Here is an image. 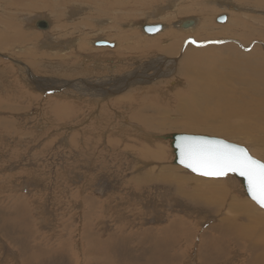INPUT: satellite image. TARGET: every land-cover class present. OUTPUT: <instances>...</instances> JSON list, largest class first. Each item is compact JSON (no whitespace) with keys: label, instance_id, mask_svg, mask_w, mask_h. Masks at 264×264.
<instances>
[{"label":"rangeland","instance_id":"374dc122","mask_svg":"<svg viewBox=\"0 0 264 264\" xmlns=\"http://www.w3.org/2000/svg\"><path fill=\"white\" fill-rule=\"evenodd\" d=\"M5 1H8V0H5ZM81 1L82 0L80 1L77 0L78 7H76L77 5H74V4L72 5V3L67 6L65 5L64 2L62 3L59 1L56 4V6L51 7V9L46 8L47 10H44V11H47V12H44L43 10H40V11L34 10L30 12V14L27 15V13H23L20 8L18 9H20L21 11L16 8V9H12L10 12L5 14L6 18H10L11 21L14 20L15 23L17 24V27H19V29L21 28L20 31H22V33L27 37V40H26L27 43L26 45L23 44L24 47L14 46L13 48L10 46V49L7 48V50L5 51L4 49L0 48V77H1L0 81L3 80V83L0 82L1 84L0 98L1 100L9 98L8 102L3 104L4 107L3 106L0 107V264H103L102 261L105 264H111V262H113L114 264L116 263L131 264V262L134 261L136 257H134L130 253V251H127L124 249L126 240L129 241L128 244H131L134 242L131 239L135 236L136 233L145 231L146 228L148 227H157V228L166 227L168 226V224L171 225V222L173 221L174 218H179V219L183 218L182 220L186 218L185 221L188 220L189 223H193L195 225L194 230L196 229L200 233V234L198 233V235L196 236L197 239H199L201 236H204V235L207 236V232L203 230H205V227L208 225V223H205L202 225L201 227L202 230L197 229V227L200 224L197 222H200L199 219H201L199 217L205 216L206 214L200 213L199 210H196L197 208L196 206L194 207L195 208L194 209L193 207L188 206V204L186 203H185L186 206L182 204H178L176 201L178 200V198L173 193H171V195L169 194L162 195L161 193L157 192L159 190L154 189L155 187L157 188L155 184H151L153 186H151L150 184L149 185L148 184L146 185L137 184L139 180H141L142 178L143 179L146 178V177H142V175L146 174L145 172H147L148 167L138 166L141 164V163L138 164L137 159L139 158L135 159L132 155L126 154L128 152L124 150V145L125 147L126 146L128 147L129 145V141L126 140L125 137L130 132V130L128 132L126 131L130 129L132 125H134L132 126L133 128H131V132H130L132 133L131 136L133 135L132 137H136V135L137 137H139L140 132H145L146 135L148 134L147 136H149L150 134L151 135L153 134L155 137L177 134V133L216 137V138L226 140L227 142L247 148L248 152L255 159H258L264 162V158H260L258 154H255V153L253 154L252 152V150L255 151L254 150L255 148H258V147L263 148L261 147L262 145H253L248 140H245L244 138L241 139L240 138L241 136H236L235 134H231V136L222 135L218 132L207 133V132H202V131H196L190 128L188 129V127L186 126L184 128L182 126H175L176 121L183 120V116H181L180 114L176 112L177 111L176 109L177 101H175L172 98L173 95H170L173 93L168 91L165 85L160 84V82H156L157 79L158 80L161 79L157 77V75L148 76L146 73L144 74L145 76L138 78L139 80L142 79L143 83L144 82L145 83L138 85L135 88H130L129 89L130 94H126V92L125 93L121 92V94L114 95V98L112 94L109 96L110 98L103 99V100L97 97L89 96L86 99H90V100H87V101L86 99L82 100L85 102L81 106L82 110L77 109V110H80L79 113L76 109L74 110V111H77L76 113L74 112L70 113L71 107H76L77 104H79V97L77 98L76 96L75 98V96H71V98H69V96L55 94L54 92H52L50 86L48 87L46 86L47 88L46 87L44 88L43 86L42 87L43 91H42V88H40L41 86L39 87L33 86V88L35 87V89L36 88L37 89L36 90L32 89V86L28 82L31 81L30 79L36 73L34 72V70L30 68L29 64L25 62L26 60H28V58H26L25 61H23L24 59L23 60L20 59V56H19V55H22V56L25 55V52L31 53L29 57H32L34 60H31L30 64L32 63L34 64V66H37L35 68H37V71H40V75H44L40 77L39 75L36 74V76H38L39 79L43 78L47 80L48 77H50L53 79L55 78L64 79L65 78V80H67L68 78V80H71L72 78H76V80L69 82L67 85H65L64 89H68L74 83H78L79 80H82L81 78L89 77L88 74L86 75L88 77H86L85 75L84 77L83 76L81 77V75L83 74H81L79 69H76L78 68L76 67L77 65L79 66L80 64L81 65L80 67L84 69L83 67H85V65L87 66V63L93 64L94 61L98 59H101L102 61L104 60L105 61L104 65L106 67V70H104L105 73L101 74L100 76L102 77L103 75V77L104 76L107 77L108 75H112L114 71L118 69V67L120 66L119 62L123 60V59L116 58V56L113 55L114 51L119 52L118 49L120 48V51H121L120 53L123 52L124 54V52L126 53L125 49H127L126 47L127 44L129 45V47H133L134 44H131V43H136L135 44L136 47H140L138 43H140L143 46L145 45V42L151 41V39H152V42H155L158 40L156 36L157 37L160 36L158 34H164L166 32H173L174 30H177V28L181 29L180 26H177V25L175 26V24L178 21H181V20L187 21L186 19L190 20V18L197 17L198 19L195 18L197 19V21H199L197 26L201 25V27L196 26V28L199 32L201 31L205 32L206 37L200 38L205 35L203 33L202 35L198 36L197 35L198 31L196 30V28L194 29L193 33L191 32V34H188L189 36L186 35V33H183L180 30H177L181 33L180 35H182L181 37L183 39V42L181 44L179 53L176 54L175 58H172V59H176L175 60L176 62L166 64L164 63L166 62L165 59L161 60L162 63L164 64V68L170 74L168 78H162L161 80L168 79V81H171L173 80V78H175L173 76L177 72V63L181 57V54L183 55L184 52H186L189 47L193 50L204 49L205 47H208L204 50V51H208L210 48L212 49V47L217 46L216 48L215 47L213 48V49H216L215 52H218V53H215V55L217 56L219 54H224L229 59L228 61H231V62L236 60L237 55L241 56L242 58L247 57L249 55L248 54L249 51H250L249 57H252V59L253 57H256V58L260 57L259 59L264 60L263 58L264 57V44H263L264 43V13H261V12H264V4L261 7H257L253 2L248 4V3H241L236 0H221V1L220 0H137V1L136 0L135 1L125 0L127 10L123 9L122 12L130 11L129 14L131 16H129L127 19L121 20V19L116 18V15L124 14V13L122 12L117 13V9H114L112 7L109 9H106L108 7L106 5L104 9H106L108 12L110 10L111 11L109 13L107 12L99 13V11H95V8L102 6L100 2L98 4L96 3V5L93 6V4L86 3V2L81 5L79 3ZM217 1L218 3L219 2L220 3L218 4ZM20 2H21L20 7L22 5H27L29 3V2H26L25 0H21ZM116 2H121V1L118 0ZM221 4L224 6H222ZM80 6L83 9L82 8L79 9ZM232 6L237 7L240 10L238 11L234 10ZM179 7H181L182 9ZM73 9L76 11V13ZM178 9H179V12H178ZM190 9H191V12L192 11H194V13L197 12L196 15L194 13L190 14L189 12ZM52 10L54 11L52 12ZM230 10L233 12H231ZM77 11L78 12L80 11L79 14ZM54 12H55V15H54ZM225 13L227 14L226 15L227 20L222 23L217 22V18L219 16H225ZM22 15L23 16L25 15L24 17L26 19ZM88 17L90 20L88 19ZM168 17H170V19L172 20L170 21L161 20L162 18H168ZM42 18L45 19V22L48 20L53 22L52 24L53 28L49 29L48 30L49 32H47L46 29L40 30L35 25H27V22L32 21V20L37 21V22L38 20L44 21ZM200 18L202 21H200ZM35 19H38V20H35ZM207 19L208 21H206ZM61 20L62 21L65 20V21L62 22ZM206 22L210 23V25L205 24ZM242 22L244 23L246 22L245 26ZM217 23H219V26L224 27L225 29H223L222 31V28L217 26L218 25ZM143 24H151V25L152 24L153 25L164 24L167 27H166V30L162 31L164 29L163 28L161 31L156 33V36H155V35L144 34V32H142L141 27H140ZM235 24L237 27L241 26L238 28L244 34L247 32V30L249 31L246 37L248 40L246 39L247 41L245 40V43H243L240 39L234 37L235 35L234 36L229 35L228 32L231 29L230 26L233 27L232 25H234L235 27ZM227 25H230V26H227ZM115 26L117 28H115ZM193 27H189L186 29L183 28V29L187 30ZM226 27L228 28L226 29ZM13 28H15V24L13 25ZM126 28H127V31L129 32L125 31ZM217 29L222 31L220 32V34L224 33L223 37L219 35V32H218L219 30ZM118 30L120 33L117 32ZM121 30L125 32L122 33ZM257 30H260L261 32H258ZM7 31H9L7 35L11 37L15 34L14 31H11V30H7ZM110 33L112 34L113 37L110 35ZM125 33L126 35L127 34L133 35L135 39H133L132 38L133 36H131L130 41L128 40L123 43V41L120 40L119 38L123 39V37L125 36L123 34ZM208 33L210 36L207 35ZM47 34L49 35V37ZM76 38L78 39L77 41L75 40ZM199 38L203 39L204 42H202V40L201 42L198 41L200 40ZM79 39L80 40L82 39V40L80 41ZM164 39L165 40L163 39L159 40L160 43L161 44L166 43V45H169L168 43L170 42V38L165 36ZM205 39L206 40L212 39V40L206 41ZM47 40H49V42H47ZM97 40L105 41L113 45L106 46L104 48L97 47L94 45V42ZM133 40L135 41L133 42ZM69 41H72V46H71V42ZM88 41L90 42V44ZM192 41H195L196 43H192ZM222 41H226V42H222ZM56 42L59 43V45ZM78 42H80L79 45H78ZM122 43L124 44L123 45L124 47L122 46ZM227 43L231 46L230 47L231 53L229 51L220 52L219 49H222L223 47H225ZM255 43H257L258 45ZM254 45H255V48H254ZM85 46H88L89 48L88 47L85 48ZM220 46L221 47L223 46V47L221 48ZM57 48L58 50H55ZM113 48H116V49L114 50ZM240 48L242 51L240 50ZM252 48L256 50L254 51ZM18 49H23V51L18 50ZM169 50L172 51L173 47H171ZM100 51H102L103 53ZM153 51L147 52L145 54L136 53V55L137 54L138 56H141V55L144 56L146 54L151 55L152 52L155 55L164 54L160 51H157V52L156 50H153ZM243 51H245V53ZM57 52L59 54H57ZM233 52L237 55L234 54L233 56ZM42 53H44V55L41 56ZM260 53L263 55H261ZM45 54L48 56L52 55V57L44 58ZM55 54L56 56H54ZM215 55L213 54L212 56H209V55L208 56L209 58L210 57L214 58ZM242 55H244V57ZM35 56L36 58H34ZM110 59L112 60L109 61ZM217 59H220V58H217ZM81 60L82 62H80ZM113 60L114 62L115 61L116 62L114 63ZM150 61L154 62L156 60L150 59ZM72 62H74L73 67L71 66ZM67 63L72 68H70ZM123 63H124V60H123ZM43 64L52 65V67L54 65L58 68H61L60 69L61 71L58 70L59 71L58 72L57 70H54V69H57L54 67L53 69L48 67L47 70H43L44 68ZM59 64H60V67H59ZM62 64L63 65L65 64L67 66H63ZM91 64L89 66H91ZM112 64L115 66H113ZM40 65L42 66V68H39ZM100 67H102V65ZM18 68L20 70H18ZM149 68L151 69L150 66ZM21 69L24 71L27 70V75H24ZM40 69H42V71ZM73 69L75 71L78 70V72L76 73L74 71V74L70 75L69 72L72 71ZM107 69L109 71H107ZM165 69H163L164 72H166ZM98 70L101 71L100 68L96 69V71ZM43 71H45V74L42 73ZM96 71H95L96 73L95 76H99ZM60 73L62 75H60ZM54 75L55 76L57 75V76L54 77ZM73 76H76V77H73ZM115 76L116 74L112 75L111 77H115ZM180 76H182V69H181V73L179 74V77ZM77 77H79V79ZM7 79H10V80H7ZM198 79L201 80V82H204V77L203 78L198 77ZM180 80L181 81L180 83L178 82L177 86L174 87L173 85V86H168V87H172L170 89H173L174 91L175 89L176 91L187 90L188 86H185L186 84H185L184 79L183 80L180 79ZM128 81H133V80L129 79ZM40 82L42 81L40 80ZM4 83L7 84L8 86L7 85L5 86ZM42 83L49 84L48 82L47 83L42 82ZM101 83L102 82H100L99 84L97 83H94V84L101 85ZM105 83L104 84L102 83V85H105ZM27 84L29 85L30 88L26 86ZM172 84H173V81L171 85ZM6 88L7 89L9 88V89L6 90ZM17 88L18 90H16ZM26 89H28V92L29 93L31 92L30 94L32 95L37 96V97L40 95L42 97H40V99L37 101L31 96H27L28 98L25 95L22 96V94L24 93V91H26ZM5 90L7 92H5ZM44 90L48 92H44ZM39 91L40 93H38ZM123 94L125 96H123ZM18 95L19 96L21 95V96L19 97ZM49 95H55L54 97L56 98L45 102V99L49 98ZM18 97L20 101L17 100ZM21 97H26L28 100L27 99L23 100L21 99ZM122 97L123 98L125 97V99H123ZM17 102L20 103V104L18 103V105L20 106L16 104ZM28 102H30V104ZM144 102L146 104H143ZM173 103L175 106L173 105ZM114 104H116V107H118L119 105V107L116 108L115 106H113ZM50 106L55 108L56 110L58 109V111H56L55 113L53 112L55 115L53 113H50L51 112L49 109ZM101 107H106V108L102 110ZM142 108H143V111H142ZM40 110H41L42 115H39ZM132 110L134 111V113L139 112V114L143 116L147 115L146 117L149 116L150 120L152 119L154 121H158L160 124H163V126L165 125L164 129L163 130L162 129H152L151 127L142 128L141 126H139L137 121L130 119V116L135 115L131 112ZM122 111H124L125 114ZM37 113L39 114L37 115ZM100 114L102 115L104 114V115L102 116ZM120 115L123 116L124 120L122 116ZM124 115L127 116V119ZM64 117H67V118L64 119ZM112 121H115V122H112ZM126 121L129 122V124ZM118 122L120 124H118ZM252 125L254 124L252 123ZM138 126L139 128H137ZM114 127L117 128V130ZM136 132L138 133L135 134ZM255 133L257 134V136ZM260 136L261 134L254 128L253 137L255 139L260 140L259 138ZM52 139L54 141H52ZM110 140L111 142H109ZM162 140H160V142H162L161 144L164 145L163 147L166 149V150L165 149L163 150V153L166 157L165 159H163L165 161V165L169 167L171 166L177 167V165L174 166L172 162L173 161L172 152L169 146V142H168L169 140L168 141L167 140L162 141ZM261 142H263V140H261ZM134 143L135 141L132 140L130 144H134ZM147 144L148 143L146 141L143 142V140H140L139 145L137 147H140V146L144 147V145H147ZM150 144H148L147 146L152 147V145ZM130 156H132L134 159ZM173 159H174V154H173ZM149 165H151L150 166L151 168L158 166V165L152 164V162H150ZM177 168L181 170V171H178L181 176L194 177L195 175V177H197L196 174L189 172V170L187 169L185 170V168L183 167L178 166ZM158 169L153 174H158L157 172ZM13 175L15 176L13 177ZM227 177H230V178H227ZM232 178H234V176L231 174H228L225 177L219 178V180H223V179L228 180ZM29 179L31 180V182ZM234 180L237 181L235 184L238 189L236 193L234 192V195L237 197L239 196L238 198H240L241 200H244L245 198L249 200L248 197H246V194H244L245 192H244V188H242L243 186L241 185V182L240 181L238 182L237 178H234ZM166 182H162L161 185L162 186L165 185L171 188L170 183L168 181ZM137 187H142V188H137ZM226 187H229V185ZM233 188L234 186L231 187L230 189L232 190ZM115 206L118 208H116ZM259 209L261 210V208ZM194 210H196V212H193ZM167 213L169 214V217ZM98 214H100V216ZM210 223L215 224V222H212V221L209 222V224ZM178 225L179 224H177V226ZM183 226L184 224H181L178 228L183 227ZM122 227H124V230H120L121 233L125 232V235H128V236L129 234H134L131 237V239H129V237L128 238L126 237L125 239L120 234L119 230H116L117 228L120 229ZM82 235L84 236L82 237ZM140 235H138L136 239H138ZM168 236H169V231H165L161 236V240L168 239ZM219 237L220 236L216 237L214 240H217ZM197 239L195 240L193 248H191L193 244V240H192L191 245H188V241H186L185 244H182V243L179 244L178 247L172 250V251H177V252L172 254L171 260L165 261V260L155 258V256L154 258H151L150 256L152 255L150 253H147L145 256L147 257L149 256V257L144 259V263H157V264H192V263L199 264L200 263L201 264V262H199L198 260L199 257L197 253V247L200 241H198ZM135 244L136 242L133 245V249L135 247ZM65 249H68V250H65ZM116 250L120 254L117 253ZM150 250L151 249H148V252ZM66 251H69V252H66ZM203 254L204 253L202 252V250H200V255L203 256ZM227 254H228L227 255L228 261L227 263H223V264H232V263L240 264L238 262L239 260L238 252L234 250H230V254L228 251H227ZM113 257H115V259ZM134 262L140 263L141 261L140 259H136ZM144 263L142 262L140 264H144Z\"/></svg>","mask_w":264,"mask_h":264},{"label":"bare ground","instance_id":"6f19581e","mask_svg":"<svg viewBox=\"0 0 264 264\" xmlns=\"http://www.w3.org/2000/svg\"><path fill=\"white\" fill-rule=\"evenodd\" d=\"M21 0H0V27H1V32H0V48L7 50L10 49V46L14 48V46H20V47H24L23 44L26 45L27 43V37L22 33V31H20L19 27H17V24L15 23V21H11L10 18H6L5 14L10 12L12 9H18L20 8L22 10L23 13H27L30 14V12L34 11V10H47L48 8L51 9V7L56 6V4L60 1V2H64L65 5H70L72 3V5H77L78 2L77 0H25L26 2H29L27 5H22L20 7V2ZM80 1V0H79ZM118 0H82L81 2H79L81 5L83 3H90L93 4V6L96 5V3L98 4L99 2L102 4L101 7H96L95 11H99V13H104L107 12L109 13L106 9L109 8H114L117 9V13L118 12H122L123 9H126V1L125 0H120L121 2H116ZM135 1V0H134ZM137 1V0H136ZM221 1V0H220ZM238 2L241 3H254L257 7H261L264 4V0H236ZM124 2V3H122ZM132 2V1H131ZM139 2V1H138ZM140 3V2H139ZM218 3V1H217ZM220 3V2H219ZM218 3V4H219ZM25 4V3H24ZM143 4V3H142ZM217 4V5H218ZM225 4V3H224ZM228 4V3H227ZM226 4V5H227ZM61 5V4H60ZM108 6L106 9L105 6ZM175 5V4H174ZM193 5V4H192ZM191 5V6H192ZM199 5V4H198ZM197 5V6H198ZM222 5V4H221ZM225 5V7H226ZM230 5V4H229ZM59 6V5H57ZM65 6V7H67ZM85 6V5H84ZM188 6V5H187ZM190 6V5H189ZM202 6V5H201ZM224 6V5H222ZM242 6V5H241ZM244 6V5H243ZM64 7V6H63ZM71 7V6H70ZM75 7V6H74ZM78 7V5L76 6ZM185 7V6H184ZM229 7V6H228ZM246 7V6H245ZM47 8V9H46ZM82 7L80 6L79 9H81ZM169 8V7H168ZM181 8V7H179ZM190 8V7H189ZM216 8V7H215ZM224 8V7H223ZM232 8L234 10H240L237 7L232 6ZM18 9V10H20ZM61 9V8H60ZM78 9V8H76ZM83 9V8H82ZM134 9V8H133ZM182 9V8H181ZM192 9V8H191ZM191 9L189 10L190 14L194 13V11L191 12ZM227 9V8H226ZM20 10V11H21ZM74 10V9H73ZM72 10V11H73ZM127 10V9H126ZM214 10V9H213ZM229 10V9H228ZM232 10V9H231ZM230 10V11H231ZM54 10H52L53 12ZM57 11V9H56ZM63 11V10H62ZM69 11V10H68ZM71 11V12H72ZM75 11V10H74ZM81 11V10H80ZM79 11V12H80ZM115 11V10H114ZM177 11V10H176ZM184 11V10H183ZM223 11V10H222ZM244 11V10H243ZM47 12V11H44ZM61 12V11H60ZM70 12V13H71ZM78 12V11H77ZM78 12V14H79ZM91 12V11H90ZM94 12V10H93ZM130 12V11H129ZM129 12H122L124 14H117L116 18L118 19H127L129 16H131L129 14ZM179 12V9H178ZM228 12V11H227ZM233 12V11H231ZM13 13V12H12ZM11 13V14H12ZM35 13V12H34ZM39 13V12H38ZM63 13V12H62ZM76 13V11H75ZM83 13V12H82ZM158 13V12H157ZM197 13V12H196ZM196 13H194L196 15ZM235 13V12H234ZM241 13V12H240ZM243 13V12H242ZM264 13V12H261ZM43 14V13H42ZM67 14V13H66ZM72 14V13H71ZM74 14V12H73ZM84 14V13H83ZM88 14V13H87ZM97 14V12H96ZM111 14V13H110ZM109 14V15H110ZM116 14V13H115ZM165 14V13H164ZM55 15V12H54ZM53 15V16H54ZM91 15V13H90ZM106 15V14H104ZM157 15V14H156ZM154 15V16H156ZM161 15V14H160ZM200 15V14H199ZM198 15V16H199ZM202 15V14H201ZM204 15V14H203ZM211 15V14H209ZM213 15V14H212ZM221 15V14H220ZM223 15V14H222ZM226 13L225 16H217V22L218 20H220L219 22H225L226 19ZM237 15V14H236ZM240 15V14H238ZM23 16V15H22ZM25 16V15H24ZM23 16V17H24ZM60 16V15H58ZM62 16V15H61ZM103 16V15H102ZM111 16V15H110ZM109 16V17H110ZM114 16V15H113ZM159 16V15H158ZM169 16V15H168ZM171 16V15H170ZM173 16V15H172ZM192 16V15H191ZM229 16V15H228ZM38 17V16H37ZM72 17V16H71ZM194 17V16H193ZM200 17V16H199ZM207 17V16H206ZM242 17V16H241ZM263 17V16H262ZM25 18V17H24ZM30 18V17H29ZM53 18V17H52ZM57 18V17H56ZM63 18V17H62ZM61 18V19H62ZM70 18V16H69ZM84 18V17H82ZM86 18V17H85ZM91 18V17H90ZM97 18V17H96ZM113 18V17H112ZM172 18V17H171ZM190 18V17H188ZM197 18V17H195ZM195 18H190L186 19L187 21L181 20L178 21L175 26H180L181 29L177 28V30H180L183 33H186V35L191 34V32L193 33L194 29L196 28L197 24L199 21H197V19ZM214 18V17H213ZM244 18V17H243ZM26 19V18H25ZM43 19V18H42ZM41 19V20H42ZM47 19V18H46ZM77 19V18H76ZM75 19V20H76ZM89 19V17H88ZM105 19V18H104ZM111 19V18H110ZM115 19V18H114ZM132 19V18H131ZM130 19V20H131ZM193 19V20H192ZM233 19V18H232ZM24 20V19H23ZM38 20V19H35ZM44 21H28L27 25H35L36 23H42L44 22L46 25V30L47 32H49V29L53 28V22L52 21H46L45 19H43ZM52 20V19H51ZM55 20V19H53ZM90 20V19H89ZM102 20V19H101ZM120 20V21H121ZM161 20H172L170 19V17L168 18H162ZM235 20V19H234ZM255 20V19H254ZM259 20V19H258ZM20 21V20H19ZM26 21V20H25ZM58 21V20H57ZM62 21V20H61ZM65 21V20H63ZM62 21V22H63ZM119 21V22H120ZM159 21V20H158ZM165 21V22H166ZM184 21V22H183ZM200 21L201 18H200ZM208 21V19L206 20ZM213 21V20H212ZM216 21V20H215ZM242 21V20H241ZM260 21V20H259ZM70 22V21H68ZM98 22V21H97ZM109 22V21H107ZM123 22V21H122ZM237 22V21H236ZM255 22V21H254ZM103 23V22H102ZM106 23V22H105ZM118 23V22H117ZM121 23V22H120ZM125 23V21H124ZM183 23H185V27H183ZM228 23V21H227ZM233 23V22H232ZM240 23V22H239ZM245 26V23L242 22ZM15 24V28H13V25ZM78 24V23H77ZM110 24V23H109ZM195 24V25H194ZM205 24H209L208 22H206ZM204 24V25H205ZM219 26V23H217ZM225 24V23H224ZM249 24V23H248ZM64 25V24H63ZM70 25V24H69ZM83 25V24H82ZM102 25V24H101ZM113 25V24H112ZM125 25V24H124ZM143 25H151V24H143ZM153 25V24H152ZM155 25H162L161 29L159 31L166 30V25L164 24H155ZM202 25V26H204ZM213 25V24H212ZM231 25V24H230ZM227 25V26H230ZM78 26V25H77ZM194 26V27H193ZM224 26V25H223ZM233 27L230 26V30H229V35H235L234 37L240 39L243 43H245V40L247 39V34L249 33V31L247 30V32L244 34L243 32H241V30L238 27L241 26H236L232 25ZM248 26V25H247ZM262 26V25H261ZM3 27V28H2ZM130 27V26H129ZM142 27V25L140 26ZM139 27V29H140ZM169 27V26H168ZM189 27H193L191 29H187ZM197 27H201V25L197 26ZM221 27V26H219ZM84 28V27H83ZM104 28V27H103ZM112 28V27H111ZM115 28H117L115 26ZM123 28V26H122ZM185 28V29H183ZM222 31L223 29H225L224 27H221ZM228 27H226L227 29ZM44 29V30H45ZM63 29V28H62ZM68 29V28H67ZM88 29V28H87ZM90 29V28H89ZM110 29V28H109ZM120 29V28H119ZM171 29V28H170ZM169 29V31H170ZM200 29V28H198ZM205 29V28H204ZM7 30H11L14 31V34L12 37L7 35V33L9 31ZM42 30V29H40ZM54 30V29H53ZM112 30V29H111ZM123 30V29H122ZM121 30V31H122ZM129 30V29H128ZM177 30H174L173 32H166L164 34H158L160 36H156V33H158L159 31H157L156 33L152 34L155 35L156 38L158 39L155 42L148 41L145 42V45H141L140 43H138V45H140V47H136V43H131L134 44L133 47H129V45L127 44V49L126 53L123 52L120 53V48L118 49V51H114V54L116 56V58L118 59H123L121 60V62H119L120 66L118 67V69L116 71H114V73L112 75H115V77H111L112 75H108L107 77H102L100 76L101 74L105 73L104 70H106V67L104 65L105 61L98 59L96 61H94L93 64L91 63H87V66L85 65V67H83L84 69H82V67H80L81 65L79 64V66L77 65L76 69H79V71L81 72V77L84 75L86 76L87 74L89 75L86 76L88 78H81L82 80H79L78 83H74L71 87H69L68 89H64L65 85H67L69 82H72L74 80H76V78H72L71 80H65L64 79H53L48 77V79H43L40 78L37 75H39L40 77L44 76V75H40V71H37V66H34V64H30L31 60H34L32 57H29V55L31 54L30 52H25V55H19L20 59H24L23 61H25L26 58H28V60H26L25 62L27 64H29L30 68L32 70H34V72L36 73L30 80V82H28L31 86L32 89L36 90L35 87L33 88V86H41L40 88H42L44 86V88L47 86H50L52 92H54L55 94H61L63 96H69V98H71V96H77V98L79 97V104H77L76 107H71V112L76 113L78 111V113L80 112L81 106L82 104H84L85 101H82L83 99L88 98L89 96L92 97H97L101 100L103 99H107L110 98L109 96L113 94V98L114 95L117 94H121L125 93L126 94H130L129 89L130 88H135L138 85L144 84L142 79L139 80L138 78H141L142 76H145L144 74L147 73L148 76H152V75H157V77L159 78H168L170 76V74L167 72V70L164 68V64L162 63V59H165L166 64H170L173 62H176V59H172L175 58L176 54L179 53L180 51V47L181 44L183 42L182 39V35H180L181 33ZM197 30V28H196ZM208 30V29H207ZM215 30V29H214ZM219 30V29H217ZM243 30V29H242ZM51 31V30H50ZM81 31V30H80ZM116 31V30H115ZM127 31V28L126 30ZM125 31H122V33H124ZM198 31V30H197ZM196 31V33H197ZM221 30H219V35L223 37V34L220 32H222ZM258 32H261L260 30H257ZM256 31V32H257ZM263 31V30H262ZM119 32V30L117 31ZM116 32V33H117ZM129 32V31H127ZM126 32V33H127ZM208 32V31H206ZM215 32V31H214ZM227 32V30H226ZM241 32V33H240ZM255 32V33H256ZM11 33V32H10ZM13 33V32H12ZM66 33V32H65ZM87 33V32H86ZM95 33V32H94ZM105 33V32H104ZM120 33V32H119ZM125 35L122 38H119L120 40L123 41V43L125 41H130L131 36L133 35ZM204 33L205 36L200 37V38H205L206 34L205 32H199L197 33L198 36L202 35ZM217 33V32H216ZM253 33V32H252ZM263 33V32H262ZM134 34V33H133ZM136 34V33H135ZM146 34V33H145ZM215 34V33H214ZM218 34V33H217ZM216 34V35H217ZM261 34V33H260ZM42 35V34H41ZM48 35V34H47ZM51 35V34H50ZM61 35V34H60ZM97 35V34H96ZM110 35L112 36V34L110 33ZM109 35V36H110ZM114 35V33H113ZM149 35V34H147ZM196 35V34H195ZM194 35V37H195ZM209 35V33L207 34ZM56 36V34H55ZM72 36V35H71ZM137 36V35H136ZM169 37L170 38V42L168 43L169 45L165 44H161L159 40L164 39V37ZM174 36V37H173ZM189 36V35H188ZM187 36V37H188ZM210 36V35H209ZM49 37V35H48ZM51 37V36H50ZM54 37V36H53ZM74 37V36H73ZM113 37V36H112ZM146 37V36H145ZM148 37V36H147ZM173 37V38H172ZM227 37V36H226ZM230 37V36H229ZM252 37V36H251ZM260 37V36H259ZM78 38V37H77ZM75 39L76 41L78 39ZM90 38V37H89ZM133 39L134 36L132 37ZM155 38V39H156ZM199 38V39H200ZM231 38V37H230ZM235 38V39H236ZM83 39V38H82ZM81 39V40H82ZM114 39V38H113ZM137 39V38H136ZM143 39V38H142ZM57 40V39H55ZM66 40V39H65ZM80 40V39H79ZM80 40V41H81ZM119 40V41H120ZM141 40V39H140ZM162 40V41H163ZM204 42L203 39H200L198 41ZM206 40V39H205ZM211 41L212 39H208L206 41ZM234 40V39H233ZM248 40V39H247ZM246 40V41H247ZM53 41V40H52ZM74 41V42H76ZM100 40H97L94 42V44L96 42H98ZM116 41V39H115ZM135 40H133L134 42ZM139 41V40H138ZM142 41V40H141ZM159 41V43H158ZM214 41V40H213ZM221 41V40H220ZM230 41V40H229ZM47 42H49V40H47ZM51 42V41H50ZM67 42V41H65ZM71 42V46H72V41ZM73 42V43H74ZM84 42V40H83ZM89 42V41H88ZM168 42V41H167ZM216 42V41H215ZM219 42V40H218ZM222 42H226V41H222ZM231 42V41H230ZM57 43V42H56ZM63 43V42H62ZM80 42H78L79 45ZM122 43V46L124 45ZM129 43V44H130ZM144 43V42H143ZM51 44V43H50ZM59 45V43H57ZM66 44V43H64ZM70 44V43H68ZM83 44V43H82ZM85 44V43H84ZM90 44V42H89ZM110 46L111 43H109ZM117 44V43H116ZM120 44V43H119ZM209 44V43H208ZM251 44V43H250ZM257 44V43H255ZM261 44V43H260ZM264 44V43H263ZM28 45V44H27ZM40 45V44H39ZM42 45V44H41ZM44 45V43H43ZM46 45V44H45ZM48 45V44H47ZM88 45V44H87ZM121 45V44H120ZM220 45V44H219ZM235 45V44H234ZM258 45V44H257ZM54 46V44H53ZM64 46V45H63ZM69 46V45H68ZM77 46V45H76ZM84 46V45H82ZM89 46V45H88ZM88 46H85L88 47ZM91 46V45H90ZM47 47V46H46ZM61 47V46H60ZM59 47V48H60ZM66 47V46H65ZM119 47V46H118ZM124 47V46H123ZM125 47V48H126ZM173 47V50L170 51L169 49ZM189 47V45H188ZM215 48L217 46H214ZM214 47H212V49L210 48L208 51H204L206 48L204 49H196L193 50L190 47L187 49L186 52H184V54H181V57L177 63V72L176 74L173 76L175 78H173V80L168 81L167 80H158L156 82H160V84H163L166 86V89L168 91H170L173 94H169L173 95V99L175 101H177V113L180 114L181 116H183V120L181 121H176L175 126H182L183 128L186 126L188 127V129H193L196 131H202V132H207V133H215L218 132L222 135H228L231 136V134H235L236 136H241L240 138H244L245 140H248L251 144L253 145H262L261 147L263 148H255L252 152L253 154H258L260 156V158H264V60L256 58V57H249L250 56V51L248 52V56L244 57V55H242L244 58H242L241 56L235 54L233 52V56L234 54L237 55L236 56V60L231 62L228 61L229 59L227 58L226 55L224 54H219V55H215L216 49H213ZM221 47V46H220ZM223 47V46H222ZM221 47V48H222ZM230 45L227 43L225 47H223L222 49H219L220 52L223 51H231L230 49ZM32 48V47H31ZM45 48V47H44ZM54 48V47H53ZM89 48V47H88ZM104 48V47H103ZM102 48V49H103ZM109 48V47H108ZM233 48V47H232ZM239 48V47H238ZM243 48V47H242ZM245 48V47H244ZM255 48V45H254ZM1 49V50H2ZM17 49V48H16ZM52 49V48H51ZM68 49V48H67ZM114 50L116 48H113ZM237 49V48H236ZM253 49V48H252ZM258 49V48H257ZM18 50H22L23 49H18ZM17 50V51H18ZM49 50V49H48ZM53 50V49H52ZM55 50H58L55 49ZM61 50V49H59ZM112 50V49H111ZM124 50V49H123ZM153 50L160 51L164 54H154ZM241 50V48H240ZM254 51L256 49H253ZM31 51V50H30ZM33 51V50H32ZM153 51L152 54L154 55H141L138 56V54L136 55V53L139 54H145L147 52ZM242 51V50H241ZM252 51V50H251ZM262 51V50H261ZM48 52V51H47ZM76 52V51H75ZM93 52V51H92ZM102 52V51H100ZM228 52V53H229ZM236 52V51H235ZM245 53V51H243ZM4 53V52H3ZM53 53V52H52ZM96 53V52H95ZM103 53V52H102ZM108 53V52H107ZM231 53V52H230ZM57 54H59L57 52ZM150 54V53H149ZM215 55L214 58H209V56ZM261 54V53H260ZM8 55V54H7ZM44 55V53L41 54V56ZM108 55V54H107ZM209 55V56H208ZM232 55V54H231ZM263 55V54H261ZM16 56V55H15ZM56 56V54L54 55ZM253 56V55H251ZM257 56V55H255ZM260 56V55H259ZM38 57V56H37ZM46 57H52L48 56L45 54L44 58ZM111 57V56H110ZM36 58V56L34 57ZM39 58V57H38ZM37 58V59H38ZM57 58V57H56ZM64 58V57H62ZM94 58V57H93ZM113 58V57H112ZM220 58V59H217ZM264 58V57H263ZM40 59V58H39ZM66 59V58H65ZM150 59L156 60L154 62L150 61ZM258 59V61H257ZM41 60V59H40ZM87 60V59H86ZM112 59H110L109 61H111ZM115 60V59H114ZM113 60V62H114ZM256 60V61H255ZM21 61V60H20ZM85 61V60H84ZM90 61V60H89ZM88 61V62H89ZM108 61V59H107ZM119 61V60H117ZM142 61V63H141ZM52 62V61H51ZM71 62V61H70ZM79 62V61H78ZM77 62V63H78ZM82 62V60L80 61ZM91 62V61H90ZM116 62V61H115ZM114 62V63H115ZM11 63V62H10ZM34 63V62H33ZM58 63V62H57ZM60 63V61H59ZM113 63V64H114ZM68 64V63H67ZM82 64V63H81ZM91 64V66H89ZM112 64V65H113ZM57 65V64H56ZM63 65V64H62ZM102 65V67H100ZM117 65V64H116ZM135 65V66H134ZM232 67H231V66ZM43 70H47L48 67H50L51 69L54 70H60L61 68H58L56 66L53 65H44ZM58 66V65H57ZM63 66H67V65H63ZM62 66V67H63ZM69 66V64H68ZM71 66H74V62L71 63ZM84 66V65H83ZM111 66V65H110ZM115 66V65H113ZM149 66L151 67V69L149 68ZM3 67V66H2ZM20 67V66H19ZM28 67V66H27ZM33 67V68H32ZM60 67V64H59ZM70 67V66H69ZM70 67V68H72ZM117 67V66H116ZM39 68H42V66L40 65ZM75 68V67H74ZM94 68V69H93ZM100 68L101 71H96V69ZM166 70V72L163 71V69ZM192 68V69H191ZM29 69V68H28ZM30 69V70H31ZM65 69V67H64ZM114 69V68H113ZM127 69V70H125ZM181 69H182V76L179 77V74L181 73ZM18 70H20L18 68ZM22 70V69H21ZM42 71V69H40ZM63 70V68H62ZM68 70V69H67ZM24 75H27V70H22ZM49 71V70H48ZM61 71V70H60ZM74 69L72 71L69 72L70 75L74 74ZM99 76H95L96 73ZM107 71H109L107 69ZM5 72V71H4ZM13 72V71H12ZM11 72V73H12ZM17 72V71H16ZM32 72V71H31ZM59 72V71H58ZM76 73L78 72L75 71ZM6 73V72H5ZM26 73V74H25ZM42 73L45 74V71H43ZM48 73V72H46ZM53 73V72H52ZM50 73V74H52ZM7 74V73H6ZM79 74V73H78ZM111 74V73H110ZM11 75V74H10ZM9 75V76H10ZM33 75V74H31ZM60 75H62L60 73ZM6 76V75H5ZM18 76V75H17ZM36 76V77H35ZM46 76V75H45ZM57 76V75H56ZM54 75V77H56ZM67 76V75H66ZM78 76V75H77ZM76 77V76H73ZM80 77V75H79ZM79 77H77L79 79ZM184 77V78H182ZM196 77V78H195ZM198 77H204V82H201V80L198 79ZM1 78V77H0ZM5 78V77H4ZM8 78V77H7ZM12 78V77H11ZM61 78V77H60ZM13 79V78H12ZM11 79V80H12ZM22 79V77H21ZM26 79V78H25ZM129 79H132L133 81H128ZM180 79H184L185 81V86H188L187 90L185 91H175L173 89H170L172 87H168V86H177L178 82L180 83ZM1 80V79H0ZM10 80V79H7ZM40 80L42 82L45 83H49V84H44L42 82H40ZM203 80V79H202ZM13 81V80H12ZM11 81V82H12ZM173 81V84L171 85ZM3 83V80L0 81ZM10 82V83H11ZM14 82V81H13ZM24 82V81H23ZM100 82H102L103 84L105 83V85H95L94 83L99 84ZM147 82V81H146ZM15 83V82H14ZM13 83V84H14ZM26 83V82H25ZM16 84V83H15ZM24 84V83H23ZM22 84V85H23ZM83 86H82V85ZM155 84V83H153ZM4 85L6 86L7 84L4 83ZM10 85V84H9ZM108 85V87H107ZM8 86V85H7ZM26 86L29 87V85L27 84ZM106 86V87H104ZM1 87V84H0ZM4 87V86H3ZM46 87V88H47ZM213 87V88H211ZM15 88V87H14ZM30 88V87H29ZM177 88V87H176ZM3 89V88H2ZM9 89V88H8ZM6 88V90H8ZM64 89V90H63ZM4 90V89H3ZM5 90V92H7ZM14 90V89H13ZM18 90V88L16 89ZM31 90V89H30ZM41 90V89H40ZM174 92H173V91ZM10 91V90H9ZM38 91V90H37ZM43 91V88H42ZM159 91V90H158ZM34 92V91H33ZM44 92H48L45 91ZM109 92V93H107ZM133 92V91H132ZM3 93V92H2ZM12 93V92H11ZM31 93V92H30ZM28 92V89H26V91H24V93L22 94L27 96H31L34 99H36L37 101L40 99V97L42 96H34L32 94H30ZM35 93V92H34ZM40 93V91L38 92ZM156 93V92H155ZM14 94V93H13ZM18 94V93H17ZM42 94V93H41ZM52 94V93H51ZM139 94V93H138ZM6 95V94H5ZM9 95V94H8ZM15 95V94H14ZM143 95V94H142ZM2 96V95H1ZM16 96V95H15ZM19 96V95H18ZM21 96V95H20ZM19 96V97H20ZM47 96V95H46ZM55 95H49V98L45 99V102H47L48 100L54 99L56 97H54ZM62 96V97H63ZM123 96H125L123 94ZM3 97V96H2ZM18 97V101L19 100ZM26 97H21V99H27ZM123 98V97H122ZM128 98V97H127ZM144 98V97H142ZM8 99H3L1 100L0 98V107L3 106L4 103L8 102ZM74 99V98H73ZM93 99V98H92ZM125 99V97L123 98ZM129 99V98H128ZM28 100V99H27ZM78 100V99H77ZM90 100V99H86ZM114 100V99H113ZM116 100V99H115ZM119 100V99H118ZM172 100V101H174ZM14 101V100H13ZM22 101V100H21ZM35 101V100H33ZM75 101V100H74ZM99 101V100H98ZM96 101V102H98ZM124 101V100H123ZM129 101V100H128ZM41 102V101H40ZM67 102V101H66ZM71 102V101H70ZM19 102H17L16 104L18 105ZM26 103V102H25ZM30 104V102H28ZM73 103V101H72ZM78 103V102H77ZM117 103V101H116ZM20 104V103H19ZM43 104V103H42ZM41 104V105H42ZM95 104V103H94ZM142 104V102H141ZM143 104H146L145 102ZM40 105V104H39ZM38 105V106H39ZM103 105V104H102ZM105 105V104H104ZM174 105V103H173ZM14 106V105H13ZM16 106V105H15ZM20 106V105H18ZM26 106V105H25ZM24 106V107H25ZM53 106V105H52ZM75 106V105H74ZM113 106L116 107V104H114ZM156 106V105H155ZM175 106V105H174ZM4 107V106H3ZM8 107V106H7ZM22 107V106H21ZM28 107V105H27ZM119 107V105H118ZM116 107V108H118ZM169 107V106H168ZM16 108V107H14ZM23 108V107H22ZM26 108V107H25ZM97 108V107H95ZM106 107H101V109L103 110ZM2 109V108H1ZM4 109V108H3ZM39 109V108H37ZM50 113H55L56 111H58V109L56 110L55 108L50 106ZM77 111H74V110ZM121 109V108H120ZM118 109V110H120ZM175 109V108H174ZM6 110V109H5ZM65 110V109H64ZM63 110V112H64ZM68 110V109H67ZM66 110V112H67ZM130 110V109H129ZM171 110V109H170ZM11 111V110H10ZM69 111V110H68ZM117 111V110H115ZM143 111V108H142ZM94 112V111H93ZM98 112V111H97ZM96 112V114H97ZM124 113V111H122ZM128 112V111H127ZM133 114H135L134 116H130V119L137 121L139 126H141L142 128H149L151 127L152 129H164L163 124H160L158 121H154V120H150V117H146L143 116L141 114H139V112H135L132 110L131 111ZM130 112V113H131ZM174 112V111H173ZM4 113V112H3ZM21 113V112H20ZM23 113V112H22ZM26 113V112H25ZM53 113V114H54ZM102 113V111H101ZM115 113V112H114ZM118 113V112H117ZM116 113V114H117ZM129 113V114H130ZM146 113V112H145ZM161 113V112H160ZM172 113V112H171ZM39 113H37L38 115ZM57 114V113H56ZM64 114V113H63ZM121 114V113H120ZM125 114V113H124ZM147 114V113H146ZM41 114V110H40V114ZM48 115V114H46ZM55 115V114H54ZM102 115V114H100ZM104 115V114H103ZM102 115V116H103ZM114 115V114H113ZM35 116V115H34ZM52 116V115H51ZM85 116V115H84ZM83 116V117H84ZM122 116V115H120ZM127 119V116L124 115ZM15 117V116H14ZM19 117V116H18ZM55 117V116H54ZM113 117V116H112ZM117 117V116H116ZM25 118V117H24ZM42 118V117H41ZM44 118V117H43ZM56 118V117H55ZM67 117H64V119ZM118 118V117H117ZM123 118V116H122ZM59 120V118H58ZM100 120V119H99ZM107 120V119H106ZM120 120V119H119ZM124 120V118H123ZM121 120V121H123ZM156 120V119H155ZM90 121V120H89ZM117 121V120H116ZM27 122V121H26ZM53 122V121H52ZM104 122V121H103ZM115 122V121H112ZM127 122V121H126ZM163 122V121H162ZM32 123V122H31ZM44 123V122H43ZM49 123V122H48ZM47 123V124H48ZM107 123V122H106ZM111 123V122H110ZM129 124V122H127ZM252 123L254 125H252ZM104 124V123H103ZM117 124V123H116ZM118 124H120L118 122ZM137 124V125H138ZM166 124V123H165ZM41 125V123H40ZM108 125V124H107ZM132 125V124H130ZM27 126V124H26ZM37 126V124H36ZM47 126V125H46ZM49 126V125H48ZM104 126V125H103ZM102 126V127H103ZM118 126V125H117ZM122 126V125H120ZM134 126V125H132ZM131 126V128H133ZM139 126L137 128H139ZM43 127V126H42ZM140 127V128H141ZM31 128V127H30ZM36 128V127H35ZM47 128V127H45ZM44 128V129H45ZM107 128V127H105ZM115 128V127H114ZM123 128V127H122ZM121 128V129H122ZM131 128L128 129L126 132H128L130 130L131 132ZM135 128V127H134ZM254 128L255 130H257L261 136L259 137L260 140L255 139L253 137V133H254ZM111 129V128H110ZM117 130V128H115ZM120 129V130H121ZM126 129V128H125ZM47 130V129H46ZM106 130V129H105ZM104 130V131H105ZM109 130V129H108ZM112 130V129H111ZM135 130V129H134ZM141 130V129H140ZM31 131V130H30ZM35 131V130H34ZM114 131V130H113ZM119 131V130H118ZM133 131V130H132ZM171 131V130H170ZM108 132V131H107ZM112 132V131H111ZM128 133L126 135V140L129 141V145L126 148L124 145V150L128 153V155H132L135 159L138 160V166L141 167H148L147 172H145L146 174L142 175V177H146V178H142L141 180L136 181L137 184L140 185H146V184H155L157 186V188L155 187V190H159L157 192L161 193L162 195H171V193H173L178 200L177 201L178 204H182L184 206L185 203L188 204V206L191 207H197L196 210H199L200 213H205V216L199 217L201 219H199L200 223L199 226L197 227V229H201L202 225L205 223H208V225L205 227V232H207V236H201L199 239L196 238V236L198 235L199 231L198 230H194V224L193 223H189L188 220L185 221L186 218H184V220H182L181 218H174L173 221L171 222V225L168 224V226L166 227H162V228H157V227H148L146 228L145 231L136 233L135 236L131 239V237L134 234H129L125 235L124 233H121L120 230H124V227L120 228V229H116L119 230L120 234L126 239V237L129 239H131L132 241H134L131 244H128L129 241L126 240L125 242V250L130 251V253L136 257V259H140V263H144V259L148 258L147 256H145L147 253H150L152 256H150L151 258H158L161 260H171L172 259V254L176 253L177 251H172L173 249H175L176 247H178L179 244H185L186 241H188V245L192 244V240H193V244L191 246V248H193L195 240L197 239L199 242L198 247H197V253H198V257H199V262H201V264H223V263H227L228 261V254L227 251L230 254V250H234L236 252H238L239 254V260L238 262L240 264H264V210L263 209H259L257 206H255L256 204L251 201L249 198V200H247L246 198L244 200H241L240 198H238L237 196L234 195V192H237V187H236V180H234V178L232 179H223V180H219V178H207L204 176H199L196 175L197 177H189V176H181L180 173L178 171H181L180 169H178L177 167H169L167 165H165V161L163 159H165V155L163 153V150L165 149L160 142V136L155 137L153 134L147 136L145 134V132H140L139 137H132L131 134L132 133ZM74 133V132H73ZM123 133V132H122ZM138 132H136L135 134H137ZM41 134V133H40ZM43 134V133H42ZM102 134V133H101ZM100 134V135H101ZM104 134V133H103ZM109 134V133H108ZM134 134V133H133ZM177 134H185V133H177ZM219 134V135H220ZM256 134V133H255ZM116 135V134H115ZM118 135V134H117ZM122 135V134H121ZM105 136V135H104ZM107 136V135H106ZM125 136V135H124ZM221 136V135H220ZM257 136V134H256ZM101 137V136H100ZM225 137V136H223ZM17 138V137H16ZM140 138V139H139ZM227 138V137H226ZM101 139V138H100ZM135 141L134 144H130L131 142ZM140 140H143V142H147L148 144L152 145V147H148L147 145H144V147L140 146L137 147L139 145ZM145 140V141H144ZM261 140H263V142H261ZM52 141H54L52 139ZM163 141V140H162ZM166 141V140H165ZM168 141V140H167ZM111 142V140L109 141ZM137 142V143H136ZM169 142V146L172 152V162H174L173 159V154L174 152L172 151V147H171V141ZM51 143V142H50ZM116 143V142H115ZM126 143V142H125ZM128 143V142H127ZM230 143V142H229ZM243 143V142H242ZM58 144V143H57ZM233 144V143H232ZM48 145V144H47ZM244 145V144H243ZM245 146V145H244ZM103 148V147H102ZM108 148V147H107ZM10 149V148H9ZM31 149V148H30ZM45 149V148H44ZM74 149V148H73ZM106 149V148H105ZM247 149V148H246ZM11 150V149H10ZM17 150V149H16ZM166 150V149H165ZM8 152V151H7ZM98 152V151H97ZM102 152V151H101ZM165 152V151H164ZM16 154V153H15ZM166 154V153H165ZM170 154V153H169ZM32 155V154H31ZM49 156V155H48ZM53 156V155H52ZM130 156V157H132ZM132 157V158H133ZM133 158V159H134ZM175 158V155H174ZM26 159V158H25ZM47 159V158H46ZM54 160V159H53ZM23 161V160H22ZM25 161V160H24ZM58 161V160H57ZM3 162V161H2ZM12 162V161H11ZM20 162V161H19ZM31 162V161H30ZM150 162H152V164L154 165H158L155 166L153 168H151L149 165ZM25 165V164H24ZM173 165L175 166V164L173 163ZM38 167V166H37ZM44 167V165H43ZM46 167V166H45ZM133 167V166H132ZM159 168V169H158ZM83 169V168H82ZM100 169V168H99ZM134 169V168H133ZM139 169V167H138ZM158 169V174H153L156 170ZM183 169V168H181ZM3 170V169H2ZM45 170V169H44ZM186 170V169H185ZM98 171V170H97ZM135 171V170H134ZM142 171V170H141ZM148 173V175H147ZM152 173V174H151ZM38 174V173H37ZM4 175V174H3ZM85 175V174H84ZM232 175V174H231ZM15 175H13L14 177ZM49 176V175H48ZM199 176V177H198ZM112 177V176H111ZM23 178V177H21ZM59 178V177H58ZM230 178V177H227ZM31 179V178H30ZM29 179V180H30ZM135 179V178H134ZM218 179V180H217ZM23 180V179H22ZM32 180V179H31ZM30 180V182H31ZM105 180V179H104ZM131 180V179H130ZM238 180V179H237ZM42 181V180H41ZM113 181V180H112ZM168 181L170 183V187L168 186H162L161 183L162 182H166ZM239 182V180H238ZM29 183V182H28ZM55 183V182H54ZM167 183V182H166ZM35 184V183H34ZM33 185V184H32ZM160 185V186H159ZM229 185V187L226 186ZM242 185V184H241ZM121 186V185H120ZM153 186V185H151ZM226 188H225V187ZM234 188L231 190L230 188L233 187ZM38 187V186H37ZM135 188V187H133ZM137 188H142V187H137ZM146 188V187H145ZM243 188V187H242ZM20 189V188H19ZM24 189V188H22ZM105 189V188H104ZM135 190V189H134ZM137 190V189H136ZM234 190V191H233ZM142 191V190H141ZM161 191V192H160ZM105 192V191H104ZM130 192V191H129ZM137 192V191H136ZM245 192V191H244ZM122 193V192H121ZM138 193V192H137ZM130 194V193H129ZM142 194V193H141ZM245 194V193H244ZM136 196V195H135ZM247 197V196H246ZM168 200V199H167ZM99 201V200H98ZM175 201V202H176ZM255 204H253V203ZM31 203V202H30ZM102 203V202H101ZM32 207V206H31ZM106 207V205H105ZM116 207V206H115ZM169 207V206H168ZM104 208V207H103ZM118 208V207H116ZM195 209V208H194ZM32 210V209H31ZM161 210V209H160ZM166 210V209H165ZM168 210V209H167ZM173 210V209H172ZM175 210V209H174ZM196 210H194L193 212H196ZM124 212V211H123ZM161 212V211H160ZM176 212V211H175ZM88 213V212H87ZM171 213V212H170ZM107 214V213H106ZM168 214V213H167ZM100 216V214H98ZM144 215V214H143ZM182 216V215H181ZM169 217V214H168ZM173 217V216H172ZM175 217V216H174ZM179 217V216H178ZM197 218V217H196ZM167 219V218H166ZM192 219V218H191ZM115 220V219H114ZM101 221V220H100ZM195 221V220H194ZM193 221V222H194ZM215 222V224H212L209 222ZM177 224H179L177 226ZM181 224H184L183 227L178 228ZM92 225V224H91ZM106 225V224H105ZM132 226V225H131ZM205 226V225H204ZM92 227V226H91ZM105 227V226H104ZM130 230V229H129ZM202 230V229H201ZM165 231H169V236L168 239H164L161 240V236ZM82 233V232H81ZM127 234V233H126ZM141 234V235H140ZM195 234V235H194ZM200 234V233H199ZM138 235H140V239H136V237H138ZM84 235H82L83 237ZM220 236L217 240H214L216 237ZM41 239V238H40ZM214 240V241H213ZM131 241V242H132ZM35 242V241H34ZM135 247L133 249V245L134 243ZM32 245V244H31ZM85 246V245H84ZM36 247V246H35ZM83 247V246H82ZM67 248V247H66ZM72 248V247H71ZM89 248V247H88ZM109 248V247H108ZM148 249H151L148 252ZM68 250V249H65ZM123 250V249H122ZM200 250H202V252L204 253L203 256L200 255ZM107 251V250H106ZM113 251V250H112ZM117 251V250H116ZM69 252V251H66ZM87 252V251H86ZM171 252V253H170ZM111 253V252H110ZM117 253H119L117 251ZM120 254V253H119ZM117 254V255H119ZM122 254V253H121ZM232 254V253H231ZM74 256V254H73ZM81 256V255H80ZM106 256V254H105ZM103 256V257H105ZM110 256V255H109ZM82 257V256H81ZM80 257V258H81ZM108 257V256H107ZM204 257V258H203ZM9 258V257H8ZM115 259V257H113ZM107 259V258H106ZM111 259V258H110ZM135 259V260H136ZM109 260V259H108ZM134 260V261H135ZM80 261V260H79ZM112 261V260H111ZM132 261V262H134ZM39 262V261H38ZM108 262V261H107ZM106 262V263H107ZM116 262V261H115ZM131 264H140V263H132ZM197 262V261H196ZM40 263V262H39ZM103 264H105L102 261ZM113 262H111L112 264ZM114 264V263H113ZM119 264V263H116ZM121 264V263H120ZM144 264H157V263H144ZM193 264V263H192ZM200 264V263H199ZM233 264V263H232Z\"/></svg>","mask_w":264,"mask_h":264},{"label":"snow or ice","instance_id":"6c2138e0","mask_svg":"<svg viewBox=\"0 0 264 264\" xmlns=\"http://www.w3.org/2000/svg\"><path fill=\"white\" fill-rule=\"evenodd\" d=\"M176 149L180 163L198 175L221 178L235 173L245 177L251 199L264 208V162L255 159L246 148L223 140L181 136Z\"/></svg>","mask_w":264,"mask_h":264},{"label":"water","instance_id":"95a60500","mask_svg":"<svg viewBox=\"0 0 264 264\" xmlns=\"http://www.w3.org/2000/svg\"><path fill=\"white\" fill-rule=\"evenodd\" d=\"M220 20H218L219 22ZM183 27H185V23L182 24ZM161 26L162 25H142L141 27V30L142 32H144V34H149V35H152L154 33H156L157 31H159L161 29ZM36 27L38 29H45L46 28V25L44 22L42 23H36ZM95 46L97 47H106V46H110V44L108 42H105V41H98L94 44ZM112 45V44H111ZM181 136H200V137H204L206 139H210V140H223V139H220V138H216V137H209V136H205V135H194V134H171V135H164V136H160V139H163V140H169L171 141V147L173 149V152H174V155H175V158H174V164L177 165V166H180V167H183L187 170H189V172L193 173V174H196L194 172H192L190 169L184 167L181 163H180V159H179V153H178V150L176 149V142L177 140L179 139V137ZM224 142L226 143H229L227 142L226 140H223ZM229 144H232V143H229ZM236 145V144H235ZM239 146V145H238ZM242 147V146H240ZM229 174H232L235 178H237L243 188H244V191H245V194L246 196L251 200V196L250 194L248 193V183H247V180L245 177H242V176H239L238 174H235V173H229ZM198 175V174H196ZM201 176V175H200ZM206 177V176H204ZM207 178H212V177H207ZM222 178V177H221ZM259 208H261L255 201H253ZM264 210V208H261Z\"/></svg>","mask_w":264,"mask_h":264}]
</instances>
